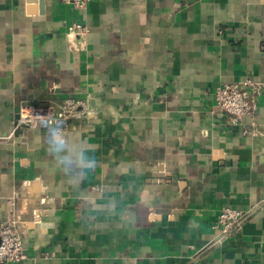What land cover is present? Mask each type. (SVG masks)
<instances>
[{"label": "crops", "instance_id": "0c3cea01", "mask_svg": "<svg viewBox=\"0 0 264 264\" xmlns=\"http://www.w3.org/2000/svg\"><path fill=\"white\" fill-rule=\"evenodd\" d=\"M77 19L82 51L66 36ZM248 78L264 81V0H0V223L18 222L16 264H264V89L255 137L214 97ZM68 97L89 114L16 128L22 105ZM224 206L245 219L219 241Z\"/></svg>", "mask_w": 264, "mask_h": 264}, {"label": "built area", "instance_id": "2783aa9c", "mask_svg": "<svg viewBox=\"0 0 264 264\" xmlns=\"http://www.w3.org/2000/svg\"><path fill=\"white\" fill-rule=\"evenodd\" d=\"M73 6L76 10L86 11L92 0H62ZM89 27L84 20H74L67 27V41L74 51H82L87 48ZM249 89V97L245 96L244 89ZM264 89V81L248 78L240 82H226L218 85L214 91V97L218 107L225 113V125L238 128L242 134L257 136L259 134L257 123L252 120L258 108L256 95ZM87 100L68 97L61 101H53L41 104L22 105L20 118L16 128L24 125L31 129L63 126L60 131L66 129L73 119H82L89 114ZM12 202V201H11ZM35 216L40 220V213ZM245 214L243 210L231 206L220 209L215 226L220 229L217 240L225 241L234 237L241 229ZM27 257L26 243L18 230L17 220H9L0 223V264H16Z\"/></svg>", "mask_w": 264, "mask_h": 264}]
</instances>
